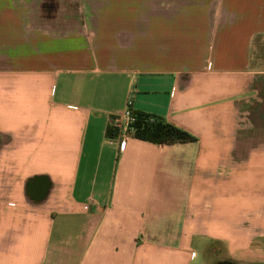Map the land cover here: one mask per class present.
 Segmentation results:
<instances>
[{"label":"crops","instance_id":"obj_1","mask_svg":"<svg viewBox=\"0 0 264 264\" xmlns=\"http://www.w3.org/2000/svg\"><path fill=\"white\" fill-rule=\"evenodd\" d=\"M262 37L264 0H0V264H264ZM128 97L196 141L121 150Z\"/></svg>","mask_w":264,"mask_h":264},{"label":"trees","instance_id":"obj_2","mask_svg":"<svg viewBox=\"0 0 264 264\" xmlns=\"http://www.w3.org/2000/svg\"><path fill=\"white\" fill-rule=\"evenodd\" d=\"M134 137L159 145L188 143L196 141L190 133L151 115L136 113L133 124ZM107 136L113 138L115 131L108 128Z\"/></svg>","mask_w":264,"mask_h":264},{"label":"built area","instance_id":"obj_3","mask_svg":"<svg viewBox=\"0 0 264 264\" xmlns=\"http://www.w3.org/2000/svg\"><path fill=\"white\" fill-rule=\"evenodd\" d=\"M135 118L136 112L134 111L133 100L128 97L124 110L114 118V123L111 126L115 131V136L109 138L111 143L117 142L121 150L125 148L127 141L134 136L133 124Z\"/></svg>","mask_w":264,"mask_h":264},{"label":"rangeland","instance_id":"obj_4","mask_svg":"<svg viewBox=\"0 0 264 264\" xmlns=\"http://www.w3.org/2000/svg\"><path fill=\"white\" fill-rule=\"evenodd\" d=\"M254 59L256 61V66L264 70V37L256 41L255 50L253 53ZM221 261V259L216 258V262ZM214 263V264H215Z\"/></svg>","mask_w":264,"mask_h":264},{"label":"water","instance_id":"obj_5","mask_svg":"<svg viewBox=\"0 0 264 264\" xmlns=\"http://www.w3.org/2000/svg\"><path fill=\"white\" fill-rule=\"evenodd\" d=\"M217 264H227V263H217Z\"/></svg>","mask_w":264,"mask_h":264}]
</instances>
